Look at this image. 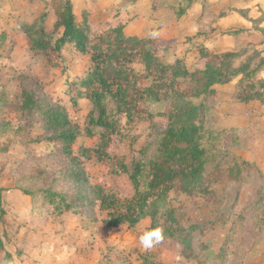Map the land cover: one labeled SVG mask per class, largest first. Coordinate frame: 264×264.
I'll list each match as a JSON object with an SVG mask.
<instances>
[{"label":"rangeland","instance_id":"obj_1","mask_svg":"<svg viewBox=\"0 0 264 264\" xmlns=\"http://www.w3.org/2000/svg\"><path fill=\"white\" fill-rule=\"evenodd\" d=\"M52 1L0 0V264H264V102H241L238 77L216 85L211 95L191 99L196 105L205 104L196 123L214 133V161L208 164L212 172L205 177L211 194L172 193L171 201L184 225L198 226L199 257L189 258L174 241L145 249L139 237L147 230L148 217L133 225L107 227L103 222L107 211L100 208L99 195L85 194L87 188L98 186L123 198L133 193L126 175L80 155L83 147L97 145L98 131L91 136L85 132L91 106L83 97L72 106L67 86L85 75L89 56L67 47L61 72L47 70L43 59L30 49L26 29L41 14H47L45 29L52 32ZM72 3L74 14L81 17L86 12L94 29L122 25L126 35L148 38L163 64L181 59L190 72L205 65L200 47L216 54L243 52L234 57L236 66L258 53L264 58V0ZM258 75L264 78V69ZM24 90L64 107L69 118L78 122L80 134L72 156L78 157L81 182L70 176L76 169L71 156L44 139L39 114L21 108ZM144 107V119L135 130L141 140L135 148L165 125L166 101L150 99ZM149 149L150 155L154 146ZM108 150L131 163L130 148L117 137ZM234 157L253 167H241L237 175ZM216 163L222 169L214 167ZM228 166L234 167V175ZM47 189L76 201L77 210H53L42 194Z\"/></svg>","mask_w":264,"mask_h":264},{"label":"trees","instance_id":"obj_2","mask_svg":"<svg viewBox=\"0 0 264 264\" xmlns=\"http://www.w3.org/2000/svg\"><path fill=\"white\" fill-rule=\"evenodd\" d=\"M191 1L184 0L187 4ZM50 5L54 12L52 32H46L47 14H41L26 29L30 49L43 59L47 70L61 72L65 70L63 50L67 47L73 46L89 56L90 66L85 75L67 86L72 106L76 107L82 97L91 106L85 117V132L91 136L98 131L97 145L83 147L80 155L111 166L116 174L126 175L133 188L127 198L101 186L87 188L85 194L99 195L100 208L107 211L105 226L133 225L148 217L146 231L157 226L164 229L160 243L174 241L186 256L198 258L199 251L195 248L196 239L201 238L198 226L184 225L171 201L172 193L211 194L205 177L212 172L208 164L214 161V144H211L214 133L196 123L198 112L205 109V104L196 105L191 99L211 95L216 85L238 77L239 100L263 103L264 78L258 74L264 69V58L258 53L236 66L233 59L243 52L216 54L200 47L205 65L190 72L181 59L163 64L155 45L148 44V38L126 35L122 25L106 31L94 29L86 12L81 17L74 14L72 0H54ZM22 96L21 108L30 115L39 114L44 139L52 142L58 152L71 156L76 169L70 176L76 183L81 182L78 157L72 156V145L80 134L78 122L69 118L64 107L49 103L34 91L24 90ZM150 99L168 103L162 113L165 125L150 135V141L135 148L141 140L135 130L144 119V105ZM114 137L130 148L131 163L123 155L108 150ZM234 161L239 169L237 175L241 167H253L245 159L234 157ZM214 167L222 169L219 163ZM228 169L234 175V167ZM42 194L57 212L68 213L78 208L76 201L66 200L62 194L49 189Z\"/></svg>","mask_w":264,"mask_h":264},{"label":"clouds","instance_id":"obj_3","mask_svg":"<svg viewBox=\"0 0 264 264\" xmlns=\"http://www.w3.org/2000/svg\"><path fill=\"white\" fill-rule=\"evenodd\" d=\"M163 238L164 229L161 226H157L144 232V234L139 237V240L145 249H151L156 244L160 243Z\"/></svg>","mask_w":264,"mask_h":264}]
</instances>
